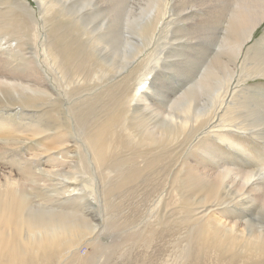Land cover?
Returning <instances> with one entry per match:
<instances>
[{"label":"bare ground","instance_id":"obj_1","mask_svg":"<svg viewBox=\"0 0 264 264\" xmlns=\"http://www.w3.org/2000/svg\"><path fill=\"white\" fill-rule=\"evenodd\" d=\"M42 1L44 2V0ZM57 1L58 0H55V2H51L50 4L39 2L38 5V10L42 13L54 11L57 7L59 13L67 16L70 24H72L69 25L59 22V29L55 28L59 30V32L54 36H59L63 32L64 37H66V34L69 36L72 33H77L78 28L79 35L87 42L86 46L71 41L63 45L58 38L54 43L52 42L54 39L51 40V43L47 40L49 35H46L45 40L47 44H49L47 49L53 53L55 59L58 58L59 61L62 55L71 57L69 61L70 65L64 70L63 75L66 96H72L71 93L76 92V89L84 80V78H82L85 74L84 69L89 71L93 67H96L97 70H99V75L100 73L101 75L99 78L96 75L97 80H99L96 86H100L99 92H101L103 96L109 90L106 86L102 85L104 79L108 81V78H112L110 81H113L121 76V88L119 89L118 95L110 99H102L99 112L95 113L94 111H88L93 108L87 109L88 112L84 110L81 112L80 108L77 107L79 100L71 105L74 128L76 130L79 128V133L81 130L85 132L83 140H80V137L73 140V143L75 141V144L76 142L78 144L76 145L77 147L75 145L73 146L78 149L83 142L85 150L80 147L79 150L81 149L83 152L90 153V155L87 153L93 158V161H90L94 164H98L99 168L100 165L108 166L107 163L115 160L119 154L124 155L126 153H133L137 154L139 157H143L141 161L144 164V168L140 169L136 167L135 163L137 164V162L133 159L130 161V163H134L133 166H129L124 171L118 170L128 182L135 181L141 170L151 166L153 167L152 172L159 178V182L156 183V189H154V185V188L148 187L149 190L146 189L145 192L141 194L142 199L140 205L141 208L144 209L146 206L144 202L149 200L150 195H153L151 193H155L153 199H155L156 204L153 206V209H156L157 216H163V218H168V215L170 216L168 220H164L165 223L162 228H159L158 225L153 227V230H155L154 232H156L157 241L160 242L162 236L173 237V240L169 239L166 242H162V244L174 247L181 242L180 239L178 240L179 237L182 239L184 238L183 241L185 244L181 250L183 253L182 256L186 257H188L191 250L194 251V254L197 250H203L205 254L215 251L222 253V261L226 260V262H229L224 264H264V214L262 213L264 209V168L245 171L224 165L223 167L221 166L217 172H214L206 169V166L202 164L203 162L200 163V161H198V158H196L197 156L195 157L191 152L186 153L187 148L191 146L190 140L209 126H222L220 128L221 130L219 129L220 131L215 133L216 135L223 133V130L231 125H239L243 128L240 125L242 121L238 118L247 117V114L252 108L248 102L243 103L241 101V96L238 95L237 90L238 86L246 81L245 78L248 79L251 75L245 73L242 69L239 70L241 64H239L238 61H240V59H245L246 50L250 46L248 43L253 40L259 42L260 46L258 47L259 50L253 54L251 59L256 58V65L259 66L261 58L264 56V37L258 40L255 38V33L264 24V0H242L239 3L236 1L234 2L235 8L231 10L228 15V20L222 22L221 28L224 33L220 38L217 49L214 50L206 64L204 57L210 52L208 51L206 54L207 47H205V45H209V41L205 39L206 35L198 25V20L200 19L199 17H204L208 14V9L209 14L216 13L214 10L217 9V5L214 3V0H171L169 18L164 24L167 28L168 25H170L171 30L174 31L175 37L172 41L164 45L162 49L158 50L153 62H155V66H165L167 69L166 66L168 64L164 60L176 58L177 60L174 59L175 61L170 60L171 63L174 62L175 64H172L174 66L173 68L171 67V69L176 74L180 72L184 74L190 72L194 73H192L190 77L191 80L186 88L183 91L179 90L181 93L175 98L171 99L170 97V104L166 107L163 101L164 99L162 100L164 92L161 91L162 88L160 89L156 84L159 83L160 78H162L158 76L160 75V71L156 70L153 65L150 66L149 62H145L141 70H138L137 67L139 66L138 60L140 58L142 60L144 59V55L147 53V47L152 43V41H150V43H145V41L148 36L153 34L152 32L156 30L160 22L159 18L163 15L167 0H161L164 2V8L158 11L156 10L155 13L153 7L149 5L142 7L141 4L138 15H134L130 11L125 18H121L119 12H116L121 8L119 4L116 3L110 8L107 0H87L88 3L85 6H78V3L71 5L69 10L64 8V2ZM124 2L127 4L132 3L131 0H124ZM137 2L140 3V0H137ZM211 5L214 9L212 11L210 10ZM100 10L107 12L106 15L100 12ZM71 12L73 14H71ZM149 21H152V32H150V34L146 31ZM214 21H218L216 14L213 15L209 21L203 22V24L208 25ZM177 24H180V26H177ZM183 25H185V29H188L187 32L182 31L184 29ZM14 29L15 26L10 27V30ZM128 29H132L134 34L140 39L133 40L130 35H127ZM152 37H154V35H152ZM7 46H10L12 49L16 48L14 45H6V48H8ZM41 47L43 48V46ZM26 50L25 47L24 53ZM88 50L91 54L89 57L86 55H89ZM41 53L42 52H40V54ZM68 53L69 56L67 55ZM182 53L187 54L188 57L184 58V54ZM5 56L7 57V54ZM66 56H63L62 61H60V65L63 67H65L64 63L67 62ZM0 57L2 58V56ZM6 57L4 59H7ZM198 62L202 63L200 69H198L199 65L195 64ZM27 63H30V61H27ZM169 67L170 66H168V68ZM13 70L15 72V69ZM28 70L25 69V71ZM141 71L143 72L140 74ZM55 72L56 71H54V73ZM263 72L264 68L258 71L254 77L256 79L257 77L262 79L261 75ZM130 73L135 75L132 81ZM184 74L183 76H185ZM13 75L14 76H4L0 74V105L2 108L8 105L10 109V106L18 104V110L20 108L21 110L16 114H30L29 116H32L35 113H27L28 110L22 108H42L44 104L52 101L51 99H53L55 94L53 95V92L49 89L50 86L48 85V87L45 84V78H42L45 75H40V72L39 74L32 73L30 77L22 76L23 78L16 76L15 73ZM59 77H61V75H59ZM130 82H132V84L135 82L133 88H130ZM182 84L180 83V85ZM68 89H70V92H67ZM172 89L174 90V87ZM167 92L168 91H166L165 94ZM14 94H16L17 97H13ZM99 94L100 93H98V95ZM140 94L143 96V99L136 96ZM196 97L199 103H197ZM140 100H142V102ZM117 101L119 104L118 110L112 112V109L116 107ZM89 104L91 105L90 102ZM96 105L98 106V104ZM159 108L163 109L160 113L156 114L160 115V117L157 121H153L155 116L152 115L156 112V109ZM4 110L6 109L4 108ZM147 112L149 113L146 114ZM56 113L58 114V112ZM115 116L117 118H115ZM24 119L28 122L30 120L29 117L26 116H23L22 120L25 121ZM61 119H63L62 116L59 118L56 131H54V128H51V125L48 126V117H37L32 125L23 127L21 131L29 130L33 136H38L41 133L49 134L48 131H53V139L57 141L58 149L61 148L60 154H62V150H64L65 153L67 152V145L70 146L68 144L70 141L68 137L70 135L68 134V137H64V134H66L68 130H65V121L60 122ZM103 119L106 121L104 120L105 122H103ZM127 119H129V121H126ZM7 120L0 118L1 128L11 127V124H13L12 121L10 124L6 122ZM134 125L135 127H133ZM21 126L22 125L17 126V128L14 127L20 129ZM80 128L82 129L80 130ZM243 129H245V132L248 130L249 133L262 138L260 135L264 133V121H260L254 130L250 128ZM243 129L241 131H243ZM134 130H136V132H134ZM0 135L4 136L2 132H0ZM197 137H200V135ZM8 139L10 138H6V140ZM28 139L29 136L18 135L14 140L12 137L10 143L13 141L17 142L14 144L19 145L20 142L24 143L28 141ZM49 139H51V137ZM218 141L220 142V140ZM48 144L49 143H47L46 146ZM70 144L72 145V143ZM212 145H209L211 146L210 150L212 149ZM53 146L55 147V145H52L51 148H53ZM51 148L47 146L44 148V151L48 153V150H50V153H52L51 150H54V148ZM60 154L57 155L59 158ZM75 155L77 156V154L74 153V156H72L73 158L69 157L74 159ZM36 156L33 155L32 158H37ZM174 156H178L180 166L183 170L178 169L176 165L172 168L175 162V159H172ZM91 157H89V159ZM165 157H167L166 165L163 162ZM32 158H30L31 161ZM79 159L81 162V158ZM69 160L67 159L65 161ZM76 160H78V158L70 161H74V164H71L74 167L71 166V168L68 165L67 167L71 168V171L68 172L63 169L49 172V169H41L44 167H36V169H38L37 173L40 174L38 176L41 177H35L37 175L35 174V176H33V174L36 170H29L31 169L30 167L24 166L19 170L21 173L17 174V176L15 175L16 173L13 174L9 172L0 179V187L3 185H8L7 187H9L0 188V264L59 263L61 251H68V249H71L70 247L76 245L83 238L86 239L92 236L91 234L95 232L97 225L92 223L88 216L77 215L70 210H66L67 208L64 210V206L62 208H57L53 207L51 203H36L33 198V191H30L31 189L36 190V185H40V187L47 191L50 185L47 182L51 180V176L46 175V173L61 177L63 171L64 174L70 175L71 173L69 172H72V169L77 166H75V164L78 163ZM63 162L62 165H66ZM13 163L15 164V162ZM18 163L17 165H19ZM66 163L69 164V162ZM37 165L38 164H36V166ZM113 170L114 169H112V171ZM83 173H86V171ZM113 174L115 175L116 173ZM21 177L23 179H21ZM67 177L65 180H67ZM53 180L54 177L52 181ZM120 180L121 178L117 176L115 181ZM144 181L146 187L149 182V177L145 178ZM30 182L32 184H30ZM61 182L63 185L62 188L64 189L56 192L57 199H54L52 194H47L49 195L48 199L49 197L52 198V203H58V200H61L60 204L62 203V206L64 201L74 202V200L78 198L76 193L78 187L75 188L70 186L69 188L65 183L66 181L64 182L61 180ZM57 183L58 184L54 183L51 186L55 187L59 185V181ZM120 183L122 182L120 181ZM133 184H127L126 186L128 187L125 188L129 193L128 195L126 192L130 203V207L127 210V214H129L127 215L129 219H127L129 221L135 218V208L137 207L134 206L136 203L131 200V197L136 195L137 189V186ZM179 185L187 188H191L194 185L200 187L197 189L199 192L198 200L189 204V207L185 209L181 207V209H184V219H181L183 222L177 221V219H179L177 215L179 207L175 187ZM119 186L120 184L117 182L112 190ZM109 188L111 189V187ZM167 198L168 201L166 200ZM256 198L260 199L255 200ZM86 199L87 198H85V200ZM77 207H75V209ZM244 211H248L251 217L247 218L243 214H235L243 213ZM247 215L249 214L247 213ZM144 241L146 242L147 238H144Z\"/></svg>","mask_w":264,"mask_h":264},{"label":"rangeland","instance_id":"obj_2","mask_svg":"<svg viewBox=\"0 0 264 264\" xmlns=\"http://www.w3.org/2000/svg\"><path fill=\"white\" fill-rule=\"evenodd\" d=\"M235 1L237 3H239L242 0H214V3L217 5V9L214 10L212 8V5H211L210 10L211 11L214 10V11H216V13L209 14V9H208V14H206L204 17H199L200 19L198 20V25L203 30V33L206 35L205 39H208V41H209V45H205V47H207L206 54L208 53V51L210 52L206 57H204V59L206 60L205 64L207 63L209 58L212 56L214 50L217 49L220 38L224 33L223 29L221 28L222 22H225L228 20V18H229L228 15L230 14L231 10H233L235 8V4H234ZM39 2H43V1L42 0H0V49H2V50H0V53H1L0 56H2V58L0 57L2 59V60L0 59V62L2 63L4 60L2 65L0 63V74L4 75V76H14L13 74L15 73L16 76L30 77L32 75V73L39 74V72H40V75H42V76L45 75L42 77V78H45V84L47 86L49 85L50 86V87L48 86L49 89L53 92V95L55 94L53 97V99H55V100L51 99L52 101H49L48 103L44 104L42 106V108H22V109L28 110L27 113H35L32 116H29L30 114H28V115L16 114L19 112V110H21V108L18 110V108H19L18 104H15L16 107L14 105L10 106L11 110L8 108L9 107L8 105H5L7 107L4 106L3 108L0 105V118H2V119L4 118L6 120L8 119L6 122L10 123L12 121V123H13V124L10 123L11 124L10 128L9 127H4V128L0 127V132H2L4 135V136L0 135V179H2L3 175H5L9 172H12L13 174L16 173L15 175L17 176V174L21 173V171H19V170L22 169V167H24V166H27L28 168L30 167L31 169H29V170L35 169L36 171L33 170L34 171L33 176H35V174L37 175L35 177H41V176H38L40 174L37 173L38 169H36V167H39V168L44 167L41 169H43V170L45 168L49 169V172L50 171H58V170L60 171V169L61 170L63 169L64 171L68 172V171H71L72 167H74L73 165H71V164H74L73 163L74 161H72V162H70V161L75 160V158H78V160H76V161H78V163H76V161H75V163H76L75 166L77 165L75 168H77L78 170L75 168H74L75 170L72 169V172H69V173H71L70 175L64 174L63 171H62L61 177L56 176L54 174L51 175V173L50 174L46 173V175H50L52 177V178L50 177L51 180H49V181L47 180L48 181L47 183L50 184L47 188L48 189L47 191H45L44 188L40 187V185H38V186L36 185V190H32V189L30 190V191H33V198H34L36 203H38V202L39 203L40 202L41 203L42 202L43 203H51L53 207H57V208H62L64 206V210H65V208H67L66 210H70L71 212H74L77 215H82L85 217L88 216V218L91 220V222L94 223L95 225H97L95 232L93 234H91L92 236H90L86 239L83 238L76 245H73L72 247H70L71 249H68V251H65V252H64V250L61 251L60 257L58 256L60 258L59 263H54V264H224V263H229V262H226V260L222 261V258H221L222 253L221 252H215V251L208 252L205 254V251L197 250V251H195V254H194L193 253L194 251L191 250L189 252L188 257L182 256L183 253H182L181 249H183L185 243L183 241L184 238L182 239L181 237L178 238V240L180 239L181 242L178 243L177 245H175L174 247L168 246L166 244H162V242H164V241L166 242L169 239L173 240V237L162 236L161 241L160 242L157 241L156 232H154L155 230H153V227H155V225H158L159 228H162L166 219L168 220V218H170V216L168 215V218L167 217L163 218V216H157L156 209H153V206L156 204L155 199H153L155 193L150 192L153 195L152 196L150 195V197H149V200L151 199L150 201L146 200L144 202V204L146 205L144 209H142L141 205H140L141 199H142L141 194L143 192H145V190L148 189V187L152 188L155 185L154 186L155 188L154 187L153 188L156 189V183L159 182V178L152 172L153 167L151 166L147 169L141 170L137 175V179L135 181H131V182H128L126 180V178H124L123 175L118 172V170L124 171L129 166H133L134 163L133 162L130 163V161H132L133 159H135L137 162V164L135 163L136 167H138L140 169L144 168V164L141 161L143 157H139L137 154H133V153H126L124 155L119 154V156H117L115 160L107 163L108 166H106V165L101 166L100 165V168H99L98 164H94L92 162L93 158L91 156H89L90 153L87 152L89 154L88 155L85 151L83 152L81 149L79 150L80 146L78 147V149L76 148L77 147L76 145H78V144H77V142L75 144V141L73 143V140L78 139V137H80V140H83V137L85 136V132L81 130L82 128H80L81 131L79 133V128H77V130L74 128V126H73L74 118H73V113L71 111V105H73V103L75 101L79 100L77 107L80 108L81 112L83 110L85 112H88V111H94L95 113L99 112V110L101 109L100 104L102 103V99H110V98L116 97L118 95L119 89L121 88V81H120L121 76L116 78L113 81H110L112 78H108V81L104 79V82L102 85L106 86L109 90L103 96L101 94V92H99L100 86H96V84L99 81V80H97V76L99 78L101 75V73L99 75V70H97L96 67H93L89 71L84 69L85 74L82 76V78H84V80L81 82L80 86H78V88L76 89V92L71 93L72 96H66V94H65L66 90L64 87L63 75H64V70H66L70 65L69 61H70L71 57H67L66 55H62L61 58L59 59V61H58V58L55 59L53 53L51 51H48V49H47L49 44H47V42L45 40L46 35L50 36V37L49 36L47 37L48 42H51V40L54 39L52 41L54 43L55 40H57L59 38L63 45H66L67 42L71 41V42H77L81 45L86 46L87 42L84 40V38L82 36L79 35L78 28H77V33H72L69 36L66 34V37H64L63 32L59 36H54V35L58 34V32H59V30L55 29V28L59 29V27H58L59 22L69 24V25H72V24H70L67 16L59 13V9L57 7H56V10L51 11V12H48V11H46L45 13L40 12L38 10ZM51 2H55V0H44L43 3L50 4ZM57 2H64V8L66 10H69L71 5H75V4L79 3L78 6H83V5L85 6L88 3L87 0H58ZM107 2L109 4L110 8H112V6L116 3L119 4V6L121 8L116 12H119V16L121 18H125L126 15L128 14V12H130V11L132 12V14L138 15L139 14V7L141 6V4H142V7L147 6V5L153 7V9L155 10L154 13L156 12V10L158 11V10H161L162 8H164L163 7L164 2L161 0H140V3H138L137 0H131V2H132L131 4L125 3L124 0H107ZM170 3H171V0H167L163 15L159 18L160 22H159V24H158V26L154 32H152V30H151L152 29V21H149V23L147 24L146 31H148L149 34H150V32H152L153 34H150L148 36L145 43H150V41H152V43H150V45L147 47V53L144 55V59L142 60L140 58L138 60L139 66L137 67L138 70H141L142 65H144L145 62H149L150 66L153 65L156 70L160 71L159 72L160 75H158V76H159V78L160 77H162V78H160V80H159L160 84L159 83H156V84L160 89L162 88L161 91L164 92L162 100L164 99L163 101L165 102L164 103L165 107L170 104L171 99L178 96L181 93L180 91H183L186 88V86L189 84V82L191 80L190 77L192 76V73H194V72H190L191 74L190 73L184 74V73L180 72V73L176 74L171 69V67L173 68V66L175 65L174 62L171 63V61L177 60L176 58H170V59L168 58V59L164 60L168 64V65L166 64L167 65L166 67L168 70L165 68V66H163L164 67L163 68L162 66L158 67V66L154 65L155 62H153V60H155V57L158 53V50L162 49L164 45H166L168 42L172 41L175 37L174 31L171 30L170 25H168V28H167V27H165V24H164V22L169 18ZM156 5H157V7H156ZM151 7H149V8H151ZM100 12H103L105 15L107 13V12H104L101 10H100ZM71 14H73V13L71 12ZM215 14L218 17L217 22L214 21L208 25L203 24V22L209 21L211 19V17ZM12 26H15L14 30H10V27H12ZM177 26H180V24H177ZM183 28L184 29L182 31L187 32L188 29H185V25H183ZM43 32L45 35L43 34ZM195 32H197V31H195ZM43 35H44V37H43ZM127 35H130L133 38V40H139L140 39L138 36H136L134 34V31L132 29L127 30ZM152 35H154V37H152ZM42 37H43V39H42ZM261 37H264V24L255 33V38H257V40L260 39ZM37 38H39V39H37ZM4 41H8L9 44H8V42H4ZM253 41L248 43L250 46L248 45L249 47L246 50V54H245V59H247V60L240 59V61H238V63L241 64V66L239 67V70L242 69L245 73L250 74L251 77H248V79L245 78L246 81H244L242 84H240L239 85L240 87L238 86V90H237L238 95L241 96V101L243 103L248 102L252 108L251 111L247 114V117L238 118V119H240V121H242V123L240 125L243 128H250L252 130L255 129L256 125L258 123H260V121H262V120L264 121V72L261 75L262 79L258 78V77L256 79L254 77L258 71H260L262 68H264V56L261 58L259 66L256 65V58L251 59L253 54H255V52L257 50H259L258 47L260 46L259 42H256V40L254 42ZM6 45H12V46L14 45V47H16V48L12 49V48H10V46H7L8 48H6ZM41 46H43V48ZM25 47L27 50L24 53ZM36 48H39V49H36ZM37 50L39 53L37 52ZM40 52H42V53L40 54ZM3 53H5V54H3ZM88 53H89V55L88 54H86V55L89 57L91 55L89 50H88ZM6 54H7V57L5 56ZM182 54H184V53H182ZM67 55L69 56V53ZM4 56L8 60L4 59L5 58ZM63 56L67 57L66 58L67 62L64 63L65 67L60 65V61H62ZM183 57L187 58L188 55L184 54ZM9 59H10V61H9ZM5 60H7V61H5ZM27 61H30V63H27ZM170 63H171V65H170ZM172 64H174V65H172ZM195 64L199 65L198 69H200V66H202V63H199V62L195 63ZM194 65H193V67H194ZM168 66H170L169 67L170 69L168 68ZM48 67H49V69H48ZM54 67H56V68H54ZM28 68H29V70H28ZM13 69H15V72ZM25 69L28 71H25ZM9 70H11V71H9ZM54 71H56L58 73H56V72L54 73ZM22 72L24 75L22 74ZM142 72L143 71H141L140 74ZM174 73H175V75H174ZM130 74H131V81H132V80H134L135 75L132 73H130ZM183 74L185 76H183ZM59 75H61V77H59ZM88 75H89V77H88ZM51 76H52V78H51ZM180 76H182V77H180ZM178 80H180V81H178ZM186 80H189V81H186ZM170 81H172V82H170ZM134 83L132 84V82H130V88L131 87L133 88L135 86ZM180 83L181 84L183 83L184 85L183 84L180 85ZM51 87L53 90L51 89ZM167 87H170V88H167ZM173 87H174V90L172 89ZM62 91H63V93H62ZM166 91H168L167 93H169V94H167V93L165 94ZM67 92H70V89H68ZM98 93H100V94L98 95ZM171 93H172V95H171ZM136 96L143 99V96L141 94L139 96L138 95H136ZM13 97H17V95L14 94ZM170 97H171V99H170ZM196 100H197V103H199V100L197 99V97H196ZM140 101L142 102V100H140ZM89 102L91 103L92 106L89 104ZM94 103L98 104V106ZM118 107H119V104L117 101L116 107L112 109V112L117 111ZM4 108L6 110H4ZM91 108H93V109L87 111V109H91ZM107 110H108V107H107ZM162 110L163 109H161V108L156 109V112L152 115V116H155L153 118V121L158 120L160 115H156V114L160 113ZM3 111H5V112H3ZM56 112H58V114ZM148 113L149 112H147L146 114H148ZM56 115H58V116H56ZM21 116H22V118H21ZM23 116L29 117V119L31 121L29 120V122H28L25 119H24L25 121H23L22 120ZM60 116H62V118H63L60 120V122L65 121L64 128L66 131L68 130L66 132V134H64V137H68L70 135L68 137L70 140L68 142V144L70 146L67 145V148H66L67 152H65V153H64V150H62V154H60L61 148L58 149L57 141H55L53 139V136H54L53 131L52 132L48 131L49 134L48 133H46V134L41 133L38 136L31 135V133H30L31 131H29V130L21 131V130H23L22 129L23 127H29L30 125H32V123L34 122V120L37 119V117H48L49 118V122L47 121L48 126L51 125L52 126L51 128H54V131H56V129L58 128ZM115 118H117V117L115 116ZM104 120L105 119H103V122L106 121V120L105 121ZM126 121H129V119H127ZM102 123H100V124H102ZM16 125L17 126L22 125V126L20 127V129H16L17 128ZM70 127H71V129H70ZM133 127H135V125ZM221 127L222 126H218V125L212 126V127L209 126L205 129L206 132H205V130H203L201 133L196 135L194 138H192L190 140L191 146L189 148H187L186 153L191 152L195 157L197 156L196 158H198V161H200V163L203 162L202 164H203V166H206L205 167L206 169L212 170L214 172H217L221 168V166L223 167L224 165H227L228 167H231V168H236L237 170H245V171L252 170V169L256 170V169H263L264 168V133H262L260 135L262 137V138H260L256 135L249 133L248 130H246V132H245V129L241 128L239 125H235V126L231 125V126L227 127L226 129H224L223 133L216 135L215 133L217 131H220ZM132 129H134V128H132ZM207 129H208V131H207ZM242 129H243V131H241ZM134 132H136V130H134ZM207 132H209L210 134ZM224 132H225V134H224ZM203 133H204V135H203ZM47 134H48V136H47ZM18 135L19 136L20 135L29 136V139H28V141L24 142L25 144L20 142L19 145H17V144H14L17 142H13V141H12L13 143L12 142L10 143L11 138L13 137V140H14L15 137H17ZM199 135L201 138L197 137ZM201 135H203V136H201ZM207 135H209V136H207ZM221 135H222V139H221ZM49 136L51 137V139H49L50 138ZM209 137H210V139H209ZM211 137H212V140H211ZM6 138H10V139L6 140ZM218 140H220V142ZM6 143H7V145H6ZM47 143H49L47 146L48 147L50 146V148L52 147V145H55L56 148L53 146L55 151L51 150L52 153H50V150H48V153L45 152L44 148L47 147L46 146ZM70 143H72V145ZM196 143H197V145H196ZM212 143H213V145H212ZM20 144H21V146H20ZM208 144L212 145L211 150H210L211 146H209ZM73 145H75L76 147ZM83 147L84 146H83V142H82L80 148L85 150V147L84 148ZM53 148H51V149H53ZM68 149H69V151H68ZM192 150H193V152H192ZM204 152H206V153H204ZM66 153H67V155H66ZM74 153L77 154V156L75 155L74 159H71V158H73L72 156H74ZM32 154L35 156L37 155L36 156L37 158H32L33 157ZM59 154H60V158L57 156ZM203 154H205L206 156ZM199 155H200V157H199ZM38 156H39V158H38ZM43 156H44V159H43ZM89 157H91V158L89 159ZM214 157H215V159H214ZM30 158H32V161L30 160ZM79 158H81V162H80ZM36 159H38V160L40 159L39 163H38V160H36ZM67 159L68 160L70 159V160L65 161ZM172 159H175V162L173 163L172 168L176 165L178 169L183 170L180 166L178 156H174V157H172ZM90 160H92V161H90ZM166 160H167V157H165L163 160L165 165H166ZM18 161H19V163H18ZM212 161L216 162V163H213ZM219 161H220V163H219ZM13 162H15V164ZM62 162L65 163L66 165H64V164L62 165ZM66 162H69V164ZM17 163L19 165H17ZM36 164H38V165L36 166ZM68 165L70 167L71 166L72 167L71 168L67 167ZM63 166H64V168H63ZM96 167H98V168H96ZM117 167H118V169H117ZM115 168L117 171L115 170ZM239 168H242V169H239ZM109 169H111V170H109ZM112 169H114V170L112 171ZM14 170H16L17 172ZM73 170H74V172H73ZM46 171H48V170H46ZM85 171H86V173H83ZM110 171H111V173H110ZM113 173H116L115 175H117L119 178H121L120 181L122 183H120V181H115L117 176H115ZM86 175H87V177H86ZM90 175H91V177H90ZM67 176H69V177H67ZM140 176H141V178H140ZM53 177H54V180L52 181ZM66 177H67V180H65ZM147 177H149V182H148V185L146 186L147 187L146 188L145 187L146 183H145L144 179ZM56 178H57V181H56ZM21 179H23V178L21 177ZM92 179H94V180H92ZM101 179H103V180H101ZM61 180H63L64 182L66 181L65 183H66L67 187L69 186V188H70V186L75 187V188L78 187L77 191H76L78 198H76L74 200V202H69L66 200L63 202L62 206H61L62 203L60 204L61 200H58L59 201V202L57 201L58 203H56V202L52 203V198L49 197V199H48V196L51 194H52V197H54V199H57L56 198L57 197L56 192L64 189V188H62L63 185H62ZM28 181H32V180H28ZM58 181H59V185H57L55 187L51 186L54 183L58 184L57 183ZM117 182L120 184V186L115 188L114 190H112L114 188V186L117 184ZM79 183H80V185H79ZM96 183H98V184H96ZM30 184H32V183L30 182ZM127 184L128 185L133 184V185L137 186L136 187L137 188L136 189V195L131 197V200L134 203L138 204V205H136V204L134 205L137 207L135 208V214H136L135 218L132 221H129L128 220L129 218L127 216V215H129V214H127V210L130 207V203L128 200L129 193H128V191H126L127 189L125 190V188L128 187V186H126ZM150 185H151V187H150ZM7 186L8 185H3L0 188L1 189L9 188ZM50 186H51V188H50ZM109 187H111V189ZM161 187H162V185H161ZM199 188L200 187H198L197 185H194L191 188H187L185 186H180V185L175 187L176 194H177V202H178V207H179L178 208L179 211L177 213V215L179 216V219L176 218L177 221L183 222L181 219H184V217H183L184 209L189 207V204L198 200L199 192L197 191V189H199ZM39 189H40V191H39ZM106 190H108V191H106ZM81 191H83V192H81ZM102 191L104 192V194ZM126 192L128 193V195H126L127 194ZM85 198H87L86 199L87 201L85 200ZM258 199H260V198H256L255 200H258ZM166 200L168 201V198ZM72 204H73V206H72ZM77 205H78V207H77ZM75 207H77V208L75 209ZM181 207H183L184 209H181ZM83 211H84V213H83ZM249 212H250V209H249ZM249 212L244 211L243 213H235V214H237V215L243 214L244 216L249 218V217H251V214ZM247 213L249 215H247ZM262 213L264 214V209L262 210ZM93 235H94V237H93ZM144 236H146V237H144ZM150 236H151V238H150ZM89 238L92 240H90ZM144 238H147L146 242L144 241ZM88 239H89V241H88ZM83 240L84 241L87 240V241L84 242ZM236 264H241V263H236Z\"/></svg>","mask_w":264,"mask_h":264}]
</instances>
